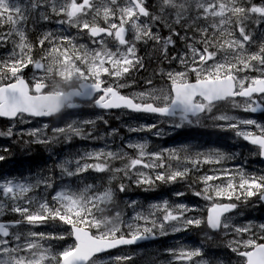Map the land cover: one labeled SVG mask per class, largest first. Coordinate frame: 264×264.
Returning <instances> with one entry per match:
<instances>
[{
    "label": "snow or ice",
    "instance_id": "6c2138e0",
    "mask_svg": "<svg viewBox=\"0 0 264 264\" xmlns=\"http://www.w3.org/2000/svg\"><path fill=\"white\" fill-rule=\"evenodd\" d=\"M53 17L58 18L54 22L61 28L44 31L35 44L30 42L29 23L34 27L53 21ZM101 18L103 24L99 23ZM64 25L85 34L89 42L77 43L70 35L58 34ZM252 25L264 26V3L155 0L150 5L148 0H126L124 4L119 0H0V44L14 45L9 59L0 61V118L21 124L42 117L63 119L84 101L103 110L124 109L160 117L161 123L173 129L201 125L210 119L214 127L235 130L237 137L264 158V124L228 111L217 114L225 104L244 113L264 112V42L257 51L249 50ZM175 38L184 43L185 50L170 54ZM109 40L115 48L109 46ZM141 44L153 45L154 52L170 64L176 62L178 68L159 73L167 81L162 86L147 79L143 90L126 95L122 90L131 87L128 76L144 68L138 54ZM36 47L41 49L38 59ZM29 66L35 70L31 82L21 74ZM248 72L258 75H242ZM80 123L72 120L63 127H52L50 137L48 124L42 129H29L27 135L39 144L62 138L93 139V133ZM128 130L162 135L155 123ZM12 135V128L0 132V136ZM148 148L147 142L125 143L119 149L106 145L58 161L48 175L0 179V213L7 209L21 218L0 221V264H136L133 256H112L111 250L154 239L157 233L166 236L203 226L212 232L235 234L227 247L240 258L238 264H264V224L256 232L250 222L237 226L232 216L238 208L233 201L246 203L251 197L264 201V175L243 170L234 174L222 167L225 160L234 157L218 149L204 152L188 145L160 151ZM5 158L0 155V161ZM115 161L123 163L115 166ZM202 165L221 166L212 169V174L199 176L202 187L193 189V195L208 202L206 215H189L197 209L168 200L152 203L147 212L143 208L136 211L135 201L126 202L125 209H120L119 194L127 192L132 183L148 188L157 182L178 183L193 170L200 171ZM88 172L104 174L107 186L89 182L85 177ZM127 208L133 209L130 217ZM49 221L68 227L62 233L33 230ZM69 237L73 243L62 249L45 243ZM168 251L178 264H211L201 248Z\"/></svg>",
    "mask_w": 264,
    "mask_h": 264
},
{
    "label": "trees",
    "instance_id": "16d2710c",
    "mask_svg": "<svg viewBox=\"0 0 264 264\" xmlns=\"http://www.w3.org/2000/svg\"><path fill=\"white\" fill-rule=\"evenodd\" d=\"M249 31L253 35V43L249 45V50L255 51L254 40L258 37L264 38V31L259 33L255 25H252ZM152 69H155V66ZM139 122L138 115H135V124H138ZM229 134L232 135L231 133ZM1 142L7 151L0 152V155L6 157L5 160L0 161V179L21 176L26 170L37 172L46 167L49 169L52 167V153H55L58 156L57 153H72L75 149L73 145L68 146L62 141V139L47 145V147L40 144L30 143L26 138L13 140L5 138L1 140ZM260 173H263V171L261 170ZM87 174L93 177L96 173L88 172ZM88 179L89 182H92L93 180V178ZM99 180L101 182H98V185L106 182L103 177H100ZM118 182L119 181L115 183ZM174 187L170 186V184L160 182H157L152 188H148V186L145 185L135 186L131 184L127 192L119 194L120 209H125L126 202L135 201L136 211L143 208L145 212H147L152 203L160 202L162 195L171 194L173 191L179 192L181 189ZM183 200H185L191 207L193 204L198 207L197 209H201L200 205L192 200L191 193H188L185 198L181 199V201ZM240 203L241 201H238V207L240 206ZM126 210L129 217L134 214L132 208H127ZM199 215H204L203 210L199 212ZM200 229L203 233L206 232L205 226ZM212 238L213 239L209 240L208 236H206V238H199L198 235H195L192 237V242L194 246H200L203 249L204 258L211 261V264H238L239 260L233 258V254L228 251L223 239L218 236ZM154 246L159 249L161 247V242H156ZM125 252H127V250L117 251L116 253ZM147 258L139 257L138 260H136V258H134V260L136 261V264H150L149 259L152 260V257L148 255Z\"/></svg>",
    "mask_w": 264,
    "mask_h": 264
},
{
    "label": "rangeland",
    "instance_id": "374dc122",
    "mask_svg": "<svg viewBox=\"0 0 264 264\" xmlns=\"http://www.w3.org/2000/svg\"><path fill=\"white\" fill-rule=\"evenodd\" d=\"M22 2H23V0H22ZM96 2L97 3H99L100 2V0H96ZM119 2L121 3V4H124V3H126V0H119ZM89 19H91V17H89ZM101 21H103V19L101 18ZM118 22V21H117ZM139 54V53H138ZM152 58V54H150L149 56H148V60H150ZM174 64L176 65V68H178V65H177V63L176 62H174ZM176 68H170V69H176ZM169 69V70H170ZM155 72V70L153 71V69L152 70H149V74L147 75V79H154V84L156 85V86H162L163 84H165L164 82H165V79H162L161 78V76L159 75V73H154ZM33 75H34V72L33 73H31L29 76H31V77H33ZM154 76H155V78H154ZM249 76V75H248ZM146 86H143L142 87V90L145 88ZM136 92H138V91H136ZM259 113H262V112H258V114H256L255 116H252V113H242L241 115H239V114H233V115H236V116H239V117H246V118H252V119H255L258 123H260V124H264V116H261ZM79 122H81L82 123V121H79ZM32 123V122H31ZM31 123H27V124H21V123H19V122H17V123H15V124H13L12 126H11V128H16V127H23V126H25V125H29V124H31ZM80 123V124H81ZM53 125H57V126H61V124H58V123H52ZM82 126H83V123H82ZM251 130H253V131H257L256 129H254V128H251V126H248ZM34 128H43V124H34V126H31V127H29V126H27V128L25 129V130H23V133H25V134H27V131L29 130V129H34ZM103 143H102V145L100 146V147H96V148H94L93 150H91V151H95V150H99V149H102V148H105V146L107 145V146H110L111 147V145H113L112 146V148L113 149H119L123 144H125V143H135V142H147V141H140V140H137V139H135V138H125V137H123L122 138V140L117 144V142L116 141H113V142H107V141H102ZM148 143V145H149V148H148V150L149 151H153V148L150 146V144H149V142H147ZM91 151H89V152H91ZM128 151H132V150H128ZM237 169H233V171H231V172H233L234 174L235 173H237ZM248 174V173H247ZM236 179L238 180L239 179V176L237 175L236 176ZM202 187V186H201ZM0 215H1V213H0ZM189 215H192V214H190L189 213ZM233 216V222L237 225V226H240V225H238L237 224V220L240 218V215H232ZM246 225H248V224H246ZM241 226H245V225H241ZM252 226V225H251ZM23 228H27V225H23L22 226ZM223 233H224V231H223ZM230 233H233V232H229V234ZM169 234H173V233H169ZM172 248L171 249H179V248H181V247H183V246H181V245H178V244H174V245H172L171 246ZM168 262H171L172 264H174V263H176V264H178V262H176V261H174V259H173V257L169 254L168 255Z\"/></svg>",
    "mask_w": 264,
    "mask_h": 264
},
{
    "label": "water",
    "instance_id": "95a60500",
    "mask_svg": "<svg viewBox=\"0 0 264 264\" xmlns=\"http://www.w3.org/2000/svg\"><path fill=\"white\" fill-rule=\"evenodd\" d=\"M140 242H142V241H140ZM139 243V242H138Z\"/></svg>",
    "mask_w": 264,
    "mask_h": 264
}]
</instances>
